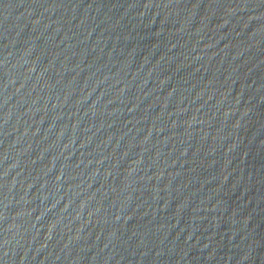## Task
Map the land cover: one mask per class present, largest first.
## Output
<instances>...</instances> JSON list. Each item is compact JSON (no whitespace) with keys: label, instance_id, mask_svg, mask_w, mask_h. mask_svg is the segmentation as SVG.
Instances as JSON below:
<instances>
[{"label":"water","instance_id":"95a60500","mask_svg":"<svg viewBox=\"0 0 264 264\" xmlns=\"http://www.w3.org/2000/svg\"><path fill=\"white\" fill-rule=\"evenodd\" d=\"M0 264H264V0H0Z\"/></svg>","mask_w":264,"mask_h":264}]
</instances>
